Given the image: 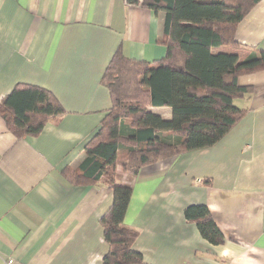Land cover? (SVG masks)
I'll return each instance as SVG.
<instances>
[{"label": "crops", "instance_id": "obj_1", "mask_svg": "<svg viewBox=\"0 0 264 264\" xmlns=\"http://www.w3.org/2000/svg\"><path fill=\"white\" fill-rule=\"evenodd\" d=\"M140 1V0H136ZM164 12L131 0H0V100L17 85L48 90L62 112L36 135L15 136L0 116V264H102L101 224L112 204L103 178L73 183L86 144L111 106L101 82L116 52L146 62L166 56ZM239 47H211L238 61L264 50V0L238 25ZM251 94L214 145L143 166L116 165L131 188L123 225L138 232L140 264H264V70L238 77ZM164 120L170 107H150ZM123 135L132 132L121 121ZM167 133H165L166 135ZM174 141V139H171ZM205 205L224 242L209 243L184 209Z\"/></svg>", "mask_w": 264, "mask_h": 264}, {"label": "trees", "instance_id": "obj_2", "mask_svg": "<svg viewBox=\"0 0 264 264\" xmlns=\"http://www.w3.org/2000/svg\"><path fill=\"white\" fill-rule=\"evenodd\" d=\"M131 1L164 12L159 43L166 47V56L146 62L114 54L101 79L111 106L85 146L86 163L68 173L75 184L96 183L102 177L112 190V204L101 219L108 244L102 264L142 261L132 250L138 232L123 225L131 188L116 183V165L135 175L143 166L214 145L245 112L233 100L251 94L252 88L239 85L238 77L264 70L263 49L241 62L235 54L210 51L240 46L236 29L260 0ZM150 107H170L172 118L164 120ZM61 112L54 96L36 86L17 85L0 100V116L17 137L38 134L48 118ZM122 120L128 121L130 135L121 133ZM184 216L209 243L224 242L205 205L187 206Z\"/></svg>", "mask_w": 264, "mask_h": 264}, {"label": "built area", "instance_id": "obj_3", "mask_svg": "<svg viewBox=\"0 0 264 264\" xmlns=\"http://www.w3.org/2000/svg\"><path fill=\"white\" fill-rule=\"evenodd\" d=\"M11 261H8V264H10Z\"/></svg>", "mask_w": 264, "mask_h": 264}]
</instances>
